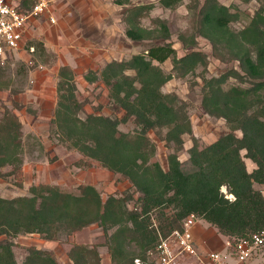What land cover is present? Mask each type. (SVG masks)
<instances>
[{"label": "trees", "instance_id": "1", "mask_svg": "<svg viewBox=\"0 0 264 264\" xmlns=\"http://www.w3.org/2000/svg\"><path fill=\"white\" fill-rule=\"evenodd\" d=\"M182 1L161 0L168 8L178 7ZM191 1L194 4L189 3L188 10H197L199 24L189 40L184 34L179 36L184 46L192 48L189 52L178 56L167 19L155 17L156 29L144 27L142 19L150 15L153 6L137 4L125 10L126 36L135 41L158 38L164 42L129 59L112 60L100 73L89 70L85 74L88 82L102 79L110 98L125 112L122 120L134 117L135 130L121 131L122 120L112 116L90 113L81 118L84 102L78 97L75 71L68 65L59 68L53 132L69 148L127 178L139 195L127 191L104 200L92 184L71 191L40 183L32 185L28 195L0 197V264H60L52 250L35 247L18 262L13 237L39 233L55 240L94 223L108 235L113 264H135L137 258L148 264V250L161 237L182 229L191 214L214 225L232 246L264 230V194L255 187L264 184V0H257L259 8L240 29L232 24L242 19L241 10L233 11L220 0ZM34 3L25 0L18 7L31 9ZM198 35L211 42L216 57L236 61L239 69L212 77L202 74V105L209 115L223 117L229 131L203 148L194 138L189 167L185 168L179 152L184 148L183 135L193 132L188 106L177 93L165 92L163 87L174 77L208 68L209 55L197 49ZM28 45L36 51L46 49L39 41ZM169 58L173 68L165 72L161 64ZM230 78L237 83L227 88ZM22 127L18 115L6 109L0 119V176L10 173L2 171L8 165L21 170ZM153 129H166L164 139L174 145L167 156V170L155 158L157 146L149 136ZM245 157L256 163L252 171ZM131 200L133 208L129 207ZM132 243L140 247L139 254L129 248ZM69 256L73 264H102L96 246L75 243Z\"/></svg>", "mask_w": 264, "mask_h": 264}, {"label": "rangeland", "instance_id": "2", "mask_svg": "<svg viewBox=\"0 0 264 264\" xmlns=\"http://www.w3.org/2000/svg\"><path fill=\"white\" fill-rule=\"evenodd\" d=\"M113 1L51 0L50 11L31 20L25 31L27 44L30 41L43 42L46 49L35 50L33 53L20 49L16 53H10L4 61H0V119L6 109L18 115L23 124L24 149L20 172L14 171L9 165L2 168L4 173H10L0 176V197L11 199L28 195L30 187L40 183L58 185L62 189L71 191H77L81 184H92L97 187L104 200L109 195L122 196L127 191L134 193L135 197L139 195L134 192V187L127 178L62 143L58 135L53 132L52 126L58 102L57 85L61 66L68 65L75 71L78 97L84 102L79 112L81 118L84 119L90 113H95L122 120L125 112L110 98L109 87L102 79L88 82L85 74L89 70L100 73L112 60L129 59L134 54L146 52L151 45L164 42L158 38L142 41L128 38L125 33L127 24L124 21V13L128 5L119 6ZM140 1L142 0H131L132 3ZM220 2L231 6L233 11L237 8L243 12L242 19L232 24L236 29L242 28L260 6L257 0L249 3L244 0H220ZM189 3L193 5L194 1L186 0L183 7L173 10L158 6L152 12L153 16L148 15L142 19V25L151 29H156L153 21L155 17L168 20L170 40L178 56H183L192 49L184 46L179 36L184 34L189 40L199 24L197 10L193 12L187 9L186 4ZM51 16L56 21L53 22ZM197 40V49L209 55L208 68L205 70L200 67L196 73L183 78L174 77L163 87L165 92L177 93L188 106L193 132L183 135L184 148L179 152V158L185 168L189 167V149L194 144V138L197 139L200 148H203L229 131L223 117L209 115L202 105V74L212 77L219 76L232 68L239 69L236 61H224L216 57L211 42L207 38L198 35ZM161 66L165 72L172 71V59H167ZM235 83H237L236 80L230 78L226 87ZM124 120L119 124L121 131L129 132L137 128L134 117ZM165 133L166 129H153L149 131V136L157 146L155 158L167 170V156L173 151L174 145L167 143L164 139ZM237 134L242 135L241 131H237ZM242 154L245 156L246 150H243ZM245 161L249 171L256 168V163L250 158L245 157ZM255 187L262 190L264 194V184L256 183ZM223 190H226L225 187ZM134 200L130 201V208H133ZM212 226L207 227V230L219 233L218 229ZM111 232L112 230L109 234ZM192 234L196 241L194 230ZM217 238L219 239L216 241L219 240L220 244L215 248L207 247L206 241L197 239L198 244L200 243L199 247L204 246L207 250L198 252L192 257L183 258L182 264H211L206 253L210 251L224 253L226 247L229 249L226 244L227 237L226 241L224 237ZM223 240L225 246L227 245L224 251L222 250ZM13 243L15 257L20 263L25 260L29 248L35 247L52 250L60 264H73L69 251L75 243H82L97 247L102 264H113L108 247V235L98 223L70 234H62L55 240H48L39 233H22L13 237ZM129 248L137 254L140 252V247L135 243H132ZM150 261H154V258L151 257ZM230 261L232 264L236 263L234 259ZM239 264H264V246L256 248L250 259Z\"/></svg>", "mask_w": 264, "mask_h": 264}, {"label": "built area", "instance_id": "3", "mask_svg": "<svg viewBox=\"0 0 264 264\" xmlns=\"http://www.w3.org/2000/svg\"><path fill=\"white\" fill-rule=\"evenodd\" d=\"M25 0H0V61H4L10 53H16L20 49H26L33 53L35 46L28 45L25 31L28 23L49 12L51 0H33L35 3L31 9L18 7ZM51 20L56 21L53 16ZM197 221L194 214H191L185 221L182 229H174L167 237H161L156 246L148 253L154 258L148 264H182V259L197 255L198 250L195 238L192 234V226ZM229 249L221 253L210 251L206 253L212 264H235L246 262L250 259L256 248L264 246V230L254 233L249 238L237 241L234 246L227 241ZM135 264H147L141 259H135Z\"/></svg>", "mask_w": 264, "mask_h": 264}, {"label": "crops", "instance_id": "4", "mask_svg": "<svg viewBox=\"0 0 264 264\" xmlns=\"http://www.w3.org/2000/svg\"><path fill=\"white\" fill-rule=\"evenodd\" d=\"M53 1H55V0H53ZM75 1L78 2L80 0H75ZM113 2L116 5H119V6H123L124 5V4H118L115 1H113ZM185 2H186V0H183L182 3L178 7H176V8H179V7H181V5H184ZM137 4H139V5L140 4H143V5L153 6L152 9L150 10V15H152V12L158 6L161 7V8H163V9H166V10H173V9H175V8H171V7L170 8L166 7L164 4H162L161 0H158V2H155V0L154 1L142 0V1L138 2V3H132L131 0H130V3L129 4H125V5H128V7H130V6L137 5ZM186 6H187V9H188V4H186ZM211 226L212 225H210V223L207 222V221H205V220H197L195 222V224L192 226V230H194V234H195V237H196V243H197V246H198L200 252L205 251L207 249L204 246L203 247L201 246V248H200L199 247L200 243L198 244L199 241L197 242V239L198 240H202V241H206L208 243L207 247H210V248H215V247H218L219 246V244H220L219 243V240L216 241V239H219L217 237H220V238L221 237L222 238L224 237V240L225 241L227 240L226 236H224V235H222L220 233H217V232L214 233L212 231L207 230V227H211ZM196 227H198V228H196ZM208 229L212 230L211 228H208ZM213 229H215V228L213 227ZM224 240L222 241L223 242V245H222L223 246V249H222L223 251L225 250V247L227 246V245L225 246V244H224L225 241ZM226 249H227V247H226Z\"/></svg>", "mask_w": 264, "mask_h": 264}, {"label": "clouds", "instance_id": "5", "mask_svg": "<svg viewBox=\"0 0 264 264\" xmlns=\"http://www.w3.org/2000/svg\"><path fill=\"white\" fill-rule=\"evenodd\" d=\"M183 7V5H181ZM0 11H6V9H0ZM185 14H187V9H185Z\"/></svg>", "mask_w": 264, "mask_h": 264}]
</instances>
